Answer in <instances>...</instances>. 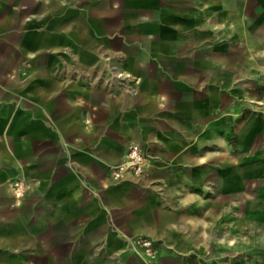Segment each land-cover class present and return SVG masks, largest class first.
Returning a JSON list of instances; mask_svg holds the SVG:
<instances>
[{"label":"rangeland","instance_id":"1","mask_svg":"<svg viewBox=\"0 0 264 264\" xmlns=\"http://www.w3.org/2000/svg\"><path fill=\"white\" fill-rule=\"evenodd\" d=\"M42 1L36 0L34 3L23 1L25 8L14 9L18 12L28 11L26 16L28 26L14 29L12 31L14 39L25 36L29 44H36L40 41L41 34L61 37L64 16L78 11L86 14L91 2L97 3L101 0H81L77 4L66 5V11L62 15H57L44 23L39 22L38 26L32 25L31 20L37 19L33 9ZM121 9L122 11L113 17L114 22L120 21L119 24L122 25L125 18L132 16L135 11H140L138 14L141 16V24H151L155 28V35L150 37L149 41H139L129 34V30L96 29L95 22L88 19L87 24L92 28V38L98 44L97 47L83 46L82 50L89 52L98 62L93 65L92 71L82 69L80 72V69L76 67L78 56L75 57L76 54L71 52L69 45H65L63 51L68 58L65 56L60 58L63 71L60 77L61 88L55 94L45 91L42 87L38 89L32 87L33 84L43 81L37 76L36 68L30 67L31 62L36 60V53L24 54L15 46L9 45L4 40L7 31L0 29V95L2 96L0 102L12 106L13 116L21 123H26L23 128L24 137H18L11 143L10 156H0V165L8 171L5 188L0 190V232L10 235L15 223L26 224L28 233L37 232L40 227L33 219L32 210L40 206L46 218L51 219L46 212V205L53 203L52 189L56 186L58 190L60 189L61 195L68 196L72 192V187L59 188V186L71 173L77 175L76 188L87 191L89 199L94 203H100L98 210L94 207L86 214L82 212V209L87 204L80 200L73 199L69 204L55 200L54 205L76 218V227H73L71 231L68 229L64 233H57L50 237L49 247L41 239L33 249L26 246L6 248L0 255L2 261L11 264H116L115 261L119 256L111 252L118 248V235L122 233L121 230L124 229L125 224L118 223L112 216L111 207L103 200L102 193L112 186L135 185L148 177L174 175L173 172L170 174L163 171L170 172L181 168L180 171L189 172L185 173L189 183H211L214 176L222 179L228 177L229 173L226 172L231 166L245 165L252 167L254 171L245 173L248 181L247 188L253 189L256 194H264V133L258 118L259 110L250 107L232 112V108L225 110L215 107L208 111L209 123H216L219 120L221 122L219 128L221 140L215 145L218 154L208 159L197 158V160L185 161L181 158L185 152L197 156V148L199 149V145L207 138L206 129H197V123L190 115H187L188 111L181 109L184 104L180 100L166 103L160 96L156 97L153 93H141L144 77L140 71L133 68L131 61L133 57L140 61L148 60L151 69H158L169 77L170 74L162 59L167 58L175 70L196 68L197 63L192 56L195 50L193 51L191 43L202 36L224 37L226 30L204 28L181 33L171 28L169 19L181 11V0H122ZM133 25L137 26L132 23H128L127 26ZM78 35L79 33H74L70 39L79 43ZM220 47L223 49L218 44L205 45L206 50L212 51H217ZM105 48L112 52L111 63L128 70L137 78L135 81L127 83L122 78L112 77V71L107 67L105 60L110 54L103 51ZM45 52L50 57L55 55V52L50 50ZM8 59H11L13 64L9 69H5L4 64ZM207 63L217 68L220 62L208 61ZM45 72L47 76H52L49 67L45 68ZM226 77L229 79L228 82L221 86H215L207 79H203L202 85L212 88L223 100L230 96L228 99L230 103L227 105L231 106L232 71L226 74ZM104 79L113 80L109 83L111 86L104 83ZM172 83L173 91L181 92L180 87L184 85L182 79L175 78ZM127 85L131 91L124 88ZM103 90L108 91L110 102L127 98L130 103L126 102L123 106H115L111 109V104L105 98ZM254 92L253 100L264 101V84L257 85ZM178 95L180 96V93ZM35 108L42 112V116L35 115ZM79 112L84 117L82 122H80ZM171 121L178 122L182 126L184 135H181V141L183 140L181 145L175 142L168 144L171 139L173 140L174 128H171L169 124ZM129 127H137L140 130L136 138H126L125 131ZM148 130L151 131L152 139L156 143L166 137L168 141L165 142L168 145L165 146L172 149L171 152L160 154L154 151L150 140L146 137ZM185 135L191 136L188 141ZM58 140L62 142L63 150L69 155L65 166L61 164L57 166L55 163L56 157L60 159L65 153L58 149ZM132 141L136 144L132 145ZM252 146H256V149H252ZM119 148L122 151L120 159L106 161L99 156L102 152L110 154ZM46 150H49L50 154H45ZM135 151L141 160L136 157L123 159L125 152L131 154ZM78 156L90 158V164L95 172L79 173L75 158ZM125 161H129L131 168L127 176H123L122 171ZM37 165L43 167L48 179L33 180L26 173V168ZM204 166L216 167L219 173L202 175L193 172L198 167ZM140 167H142L141 171H139ZM105 179L109 181L106 187ZM10 183H12L11 189ZM19 188H22V194L16 196L15 193ZM198 192L203 197L208 196V192L199 189ZM17 199L20 200L19 205L16 204ZM132 208L133 206L130 209ZM152 208L153 206L149 204L141 207L136 205L134 210L143 220ZM224 208L218 211L220 215H223ZM259 211L264 213V206L242 205L239 207L241 219H245L250 213L254 216L260 214ZM102 225L107 226L102 236V240L105 238V244L101 250H98L101 243H91L89 236L98 233ZM141 239L151 238L143 235L132 237L127 249L143 255L150 264H157L156 259L160 257L159 242L151 239L157 250L155 258L152 259L146 256L138 245L137 241ZM108 255L110 258L107 257Z\"/></svg>","mask_w":264,"mask_h":264},{"label":"crops","instance_id":"2","mask_svg":"<svg viewBox=\"0 0 264 264\" xmlns=\"http://www.w3.org/2000/svg\"><path fill=\"white\" fill-rule=\"evenodd\" d=\"M26 3H34L36 0H4L0 2V29L7 31L4 40L15 46L24 54L36 53V60L31 62L30 67L36 68L37 76L43 79L32 85L34 89L42 87L50 93H58L61 88L62 64L60 58L68 55L63 51L65 45H69L71 52L77 57V66L81 70H93V65L98 61L82 50L83 46L97 47V42L92 38V28L88 26L87 20L95 22V28L109 31L112 28H123L129 30V34L139 41H149L150 37L155 35V28L149 24H141L140 11H135L132 16L125 18L120 25L114 22L113 17L119 14L122 0H101L100 2H91L87 13L75 12L64 16L63 19V36L50 37L41 34L40 41L36 44H29L27 37L13 38L12 31L18 28H26L28 20L26 18L28 11H14L18 7H23ZM81 0H43L42 3L36 4L33 12L36 18L31 20L30 24L37 25L44 23L46 20L53 19L57 15H62L66 11V5L77 4ZM49 6L58 7L51 16L46 15V8ZM44 7V9H43ZM25 8V7H23ZM148 14L147 11L143 10ZM128 23L136 24L127 26ZM171 28L181 33L204 28H219L226 30L224 37L208 38L202 36L193 41V60L196 61V68L175 70L169 60L162 59L170 75L162 73L158 69H151L148 60H138L132 58L133 68L140 71L144 77V83L140 90L141 93H153L160 96L166 103H172L180 100L184 106L182 110H187V115L197 123V129L205 128L207 138L197 148V156L190 152H185L181 158L185 161H191L197 158L208 159L214 157L216 144L220 142V120L216 123H209L210 115L208 111L215 107L222 109L232 108L233 111H242L255 107L259 110L258 118L261 121L262 131L264 133V101L253 100L254 89L257 85L264 84V0H181V11L169 19ZM131 29V30H130ZM74 33H79V43L70 39ZM77 40V39H76ZM219 45L223 49L206 50L205 45ZM55 52L50 57L45 51ZM104 52H109V57L105 58L107 67L112 71V77L122 78L125 82L135 81L137 78L128 70L114 66L111 63L112 52L107 48ZM222 51V52H221ZM64 57V58H65ZM208 61L220 62L217 68ZM13 62L11 59L6 60L5 69H9ZM49 67L52 76H47L45 68ZM70 68V67H69ZM232 71V105L230 96L221 99L220 94L216 93L209 86L202 85L203 79L212 81L215 86H221L228 82L226 74ZM101 74V72L99 73ZM181 78L184 83L181 86V92H175L173 80ZM113 80H103L104 83H110ZM96 82V81H95ZM112 83V82H111ZM151 83L152 85L148 84ZM31 86V85H30ZM108 86H111L109 84ZM131 91L129 86L124 87ZM108 100V91L103 90ZM180 93V96L178 95ZM2 96L0 95V100ZM109 101V100H108ZM110 102V101H109ZM130 103L127 98L111 101V109L115 106H123ZM132 103V102H131ZM222 103L223 105L221 106ZM186 104V105H185ZM13 107L5 102H0V156L9 157L12 152V142L14 139L24 137L23 128L25 122L21 123L18 118L13 116ZM37 116H42L38 108L34 109ZM78 113V112H77ZM24 115V114H23ZM80 122L84 119L79 112ZM28 121V119H27ZM170 127L174 128L173 140L177 145H181V135L183 136L182 126L178 122H169ZM140 133L137 127H129L125 131L127 139L136 138ZM178 136L179 139L177 138ZM147 139L150 140L154 151L160 154L170 153L171 150L166 147L164 137L156 143L152 139L151 131L146 133ZM187 141L190 135H185ZM58 149L65 152L62 158L56 157V165L65 166L68 162L69 155L63 150L60 140L57 141ZM131 144H136L132 141ZM264 147V146H263ZM256 146H252V149ZM45 154H50L46 150ZM125 155V153H124ZM104 160H114L122 158L121 149L114 152L100 153ZM76 158V169L79 173H94L90 164V158L78 156ZM124 158V156H123ZM181 169V168H180ZM163 171V173L173 172L172 177L152 176L140 180L135 185H119L109 187L102 193L103 200L108 202L111 207L112 216L118 223L125 224L122 233L118 236V248L111 253H116V264H150L146 257L128 250L127 246L132 237L143 235L159 242L160 257L156 259L157 264H264V213L247 214V219H241L239 207L242 205L261 207L264 206V194H256L253 189L247 188L248 181L245 173L254 172L249 166H231L229 176L226 178L212 177L211 183L188 182V171ZM26 173L31 179L43 180L48 179L41 165L26 168ZM74 171V170H73ZM198 174H216L219 173L216 167L204 166L198 167ZM256 172V171H255ZM232 174L234 176H232ZM35 175V176H34ZM8 171L0 165V190L5 188L4 183ZM177 176V178H175ZM77 175L71 173L65 181L59 186L62 188L72 187V192L68 196H63L60 189L56 186L52 189L53 203L46 205V212L51 219H47L44 212L39 207L32 210L33 219L40 227L37 232L28 233L26 224L15 223L10 232L1 233L0 237L5 244L0 255L6 248L11 246H26L36 248L38 241L43 239L49 247L50 237L57 233H64L73 227H76L77 220L72 215L67 214L64 209L54 205V201L71 203L73 199L80 200L87 204L82 212L88 213L94 209L100 208V203L89 199L87 191L76 188ZM109 181L104 180V186H108ZM211 185V186H210ZM10 189L12 183L9 184ZM164 187V188H163ZM198 189L208 192V196L203 197L198 194ZM118 192H123L124 196L117 197ZM138 202V204H136ZM16 204L19 205L20 203ZM149 204L153 206L148 211L145 219L137 216L135 207H141ZM133 206L132 209H130ZM224 208L223 215L218 212ZM228 207V208H226ZM54 224L55 228L50 226ZM250 229V230H249ZM107 230L106 225L98 229V233L89 236L90 242L101 243L98 250H101L105 244V238L102 240L103 233ZM11 236H14L12 238ZM109 253V252H108ZM110 258V256H107ZM0 264H11L2 261ZM110 264V263H108ZM112 264V263H111Z\"/></svg>","mask_w":264,"mask_h":264},{"label":"built area","instance_id":"3","mask_svg":"<svg viewBox=\"0 0 264 264\" xmlns=\"http://www.w3.org/2000/svg\"><path fill=\"white\" fill-rule=\"evenodd\" d=\"M134 157H136L138 160H141V157L139 156L137 151L129 154V157H127V159L134 158ZM127 168L129 169V173H130V171H131L130 164H129V166L123 165L122 170L123 169H127ZM141 169H142V167H140L139 171H141ZM137 243H138V245L140 246V248L142 249V251L144 252V254L146 256H148V257H150L152 259L155 258L157 250L155 248V243H154L153 240H151V239H141V240L137 241Z\"/></svg>","mask_w":264,"mask_h":264},{"label":"water","instance_id":"4","mask_svg":"<svg viewBox=\"0 0 264 264\" xmlns=\"http://www.w3.org/2000/svg\"><path fill=\"white\" fill-rule=\"evenodd\" d=\"M2 1H4V0H0V2H2ZM17 1V0H16ZM43 9H44V7H43ZM45 9H46V15L45 16H51V15H53L54 13H56V11H58V10H60L58 7L56 8V7H54V6H49L48 8H46L45 7ZM148 84H150V85H152L151 83H148ZM35 176V175H34ZM35 180V179H34ZM116 196L117 197H122V196H124V193L123 192H118L117 194H116ZM55 226L56 225H54V224H52L50 227L51 228H55ZM5 244V242H4V240L0 237V246H2V245H4ZM1 250H2V248L0 247V252H1Z\"/></svg>","mask_w":264,"mask_h":264},{"label":"bare ground","instance_id":"5","mask_svg":"<svg viewBox=\"0 0 264 264\" xmlns=\"http://www.w3.org/2000/svg\"><path fill=\"white\" fill-rule=\"evenodd\" d=\"M132 145H134V144H132ZM127 157H129V154L127 152H125V155H124L123 159L126 160ZM129 164H130L129 161H125V163H123V165H127V166H129ZM122 171H123V176H127L129 174V169L128 168L127 169H123ZM21 194H22V188H19L17 190V192L15 193V195L16 196H20ZM16 201H17V203H20L19 199H17Z\"/></svg>","mask_w":264,"mask_h":264}]
</instances>
